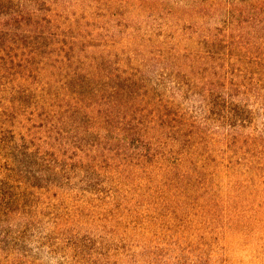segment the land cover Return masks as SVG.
<instances>
[{
    "label": "trees",
    "instance_id": "16d2710c",
    "mask_svg": "<svg viewBox=\"0 0 264 264\" xmlns=\"http://www.w3.org/2000/svg\"><path fill=\"white\" fill-rule=\"evenodd\" d=\"M108 1L116 16L127 0ZM167 1L206 5L195 22L167 13L194 48L110 50L102 0H0V264H231L246 237L264 249V58L209 62L244 46L236 18L264 10H144Z\"/></svg>",
    "mask_w": 264,
    "mask_h": 264
},
{
    "label": "rangeland",
    "instance_id": "374dc122",
    "mask_svg": "<svg viewBox=\"0 0 264 264\" xmlns=\"http://www.w3.org/2000/svg\"><path fill=\"white\" fill-rule=\"evenodd\" d=\"M151 0H127L124 3H118V7L115 8L118 9V14L116 16H112L109 12V6L110 3L108 0H102L101 2V9L99 12L101 13L98 15V20L100 25H103L104 28L102 29L101 34L105 38L104 42L105 47H108L110 50L111 48L114 49H120L121 47L126 48H134L135 44H139L140 42L144 43H167L166 46H169V43H178L177 40H180L181 45H186L188 47H193V43L190 39L187 37L190 35L188 32V29L181 31H176L178 28L176 25L172 26L173 22L171 23V15L167 14L170 9H175L176 12L183 15V17H186L191 20L192 22L198 18L200 19V13H197V9H201V7H206L204 3L198 2H183L181 4L175 5V7H172V3L167 1L166 8H162L163 12L159 13L157 12L155 14H149L148 16V8L144 10V7L149 6ZM187 1V0H186ZM135 2L136 4L139 3V7L141 10L139 11L135 5L132 6V3ZM211 0H209L208 6L210 4ZM215 7H220L222 4L221 0H212ZM200 3V4H199ZM264 0H252L250 2V5L253 7L261 8L264 10ZM250 5H243V4H235L232 8L228 9V12L231 13L232 17L237 16L240 11L244 10L247 13V10ZM256 8V9H257ZM46 12H49V10H46ZM116 12V13H117ZM51 13V12H49ZM55 16V13H52ZM264 12L259 16V18H264ZM161 15V17H159ZM197 15V16H196ZM194 16V18L192 17ZM56 20L62 23L65 21V18L55 16ZM246 17V16H245ZM251 20V19H250ZM162 22V24H161ZM120 23L121 25H119ZM183 22H181L179 25H181ZM261 23V22H260ZM252 23L251 21H244L242 18H236V20L233 22V25L231 26V31L229 35L231 37L236 38L237 34H242L245 42L243 43V47H240V45L235 44V46L230 45V52L232 53L231 56L217 58L214 60H210V63H216L220 64L225 62H230V64L234 63L235 65H239L242 67H248V69L256 68V65L254 62H250V57L255 55H260L261 58H264V23ZM118 24V25H117ZM127 24V26L125 25ZM129 24V25H128ZM161 24V26H160ZM107 28V29H105ZM139 28L138 32H134L133 30H136ZM197 29H200L199 25ZM107 31H110L109 33ZM180 32V33H179ZM111 33H114V39L107 40V37L110 38ZM151 35V41L147 39L148 34ZM133 36H132V35ZM107 36V37H106ZM173 37V38H172ZM175 37V38H174ZM256 40V44L250 43L251 40ZM114 40V41H113ZM144 40V41H142ZM247 42V43H246ZM235 43V42H234ZM194 48V47H193ZM114 53V52H113ZM221 53H224L223 50H221ZM113 57H115L113 55ZM262 62V59L259 60ZM264 63V60H263ZM197 64V58L196 63ZM258 77V76H257ZM69 127V126H68ZM73 132V131H72ZM80 134H82L79 131ZM254 238L255 237H246L245 240L239 241L235 245V251L232 252L231 256V264H264V249L262 248L261 253H257L252 251L249 248H246L248 246L245 245V243H248L250 247H254ZM257 258L259 259L257 261Z\"/></svg>",
    "mask_w": 264,
    "mask_h": 264
}]
</instances>
